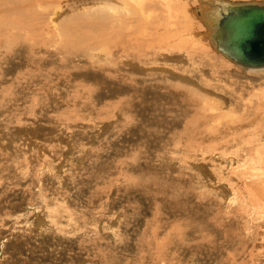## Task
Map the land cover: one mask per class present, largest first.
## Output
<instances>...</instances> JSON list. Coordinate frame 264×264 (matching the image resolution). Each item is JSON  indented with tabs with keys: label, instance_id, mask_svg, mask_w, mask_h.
Segmentation results:
<instances>
[{
	"label": "rangeland",
	"instance_id": "374dc122",
	"mask_svg": "<svg viewBox=\"0 0 264 264\" xmlns=\"http://www.w3.org/2000/svg\"><path fill=\"white\" fill-rule=\"evenodd\" d=\"M112 1L104 2L105 10L116 15L119 8L121 17L140 4ZM163 7L147 8L142 28L126 37L133 41L143 31L149 37L144 18L174 33L177 19ZM48 22L32 50L35 58L13 54L0 40V264H252L253 255V264H263L264 201L253 200L252 186L264 191L258 159L264 152V66L240 70L217 51L211 60L170 53L159 66L189 72L185 79L170 75L169 84L157 74L165 69H150L157 73L149 76L140 69L152 63L147 56L139 62L144 45L115 50L117 65L101 47L94 53L103 67H87L92 63L84 52L65 57L68 38H59ZM254 133L259 149L249 142ZM224 181L235 189L228 193Z\"/></svg>",
	"mask_w": 264,
	"mask_h": 264
},
{
	"label": "bare ground",
	"instance_id": "6f19581e",
	"mask_svg": "<svg viewBox=\"0 0 264 264\" xmlns=\"http://www.w3.org/2000/svg\"><path fill=\"white\" fill-rule=\"evenodd\" d=\"M107 1H105V0H0V40L6 41L7 44L5 45V47L7 48V50L12 51L13 54H15V55H18L20 53H28V55L34 56L35 54L33 53L32 50L36 46H38L37 45V43H38L37 42L38 41L37 37L41 33V30L40 29L43 26H45V25H48V27H49L50 24H47V22L49 20V22H51V25L55 28V31L57 32V35H58L59 38L60 37L62 38L63 35H65L68 38L67 41H69V42H68V44L66 46H64L65 47L64 50L67 51L65 57L69 53H71V54L74 53L75 55H78L81 52H84L83 55L87 56L85 58H88L90 60V62L92 63V64H86L87 67L88 66H93L94 64H96L97 67H103V66H105V61L104 62H101V61L97 60L96 59V56H98V52H95L94 53L95 48L101 47V49H102V51L104 53V54L102 53V55L105 56V58L108 57L110 59V61L112 62V64H116L117 65V64H119V60L112 59L113 58V54L116 53L115 50L121 51L120 50L121 48H123V49H127L128 48V50H130V49H132L137 44L144 45L146 47V50H145L146 53L143 56H140L139 57V60H140L139 62H141L143 59H146L147 57H151L152 58V63L150 65H148V66H146V65L141 66L142 68H140V69H142L143 71L146 70L145 72H146L147 76H149V73L150 74L151 73L152 74L157 73V71H150V69H161V68H163L166 71L159 72L157 74L158 75L160 74V76H162V74H163V77L166 79L164 81H166L168 83H169V81H171V80H169L171 78H168L170 75L171 76H179L180 79H182V78L185 79V77H183V76L184 75H188L187 73L189 72L187 69H185L184 72H181V71H179L178 67H176L175 65L173 67H171V68H168L167 66H165V68L159 66V64L157 63L158 60L159 59H167V58H169L170 53H175V54H177V56L182 57L181 56L182 54H184V53L186 54V52H188V54L186 56V57L189 56L188 59H192V57L194 55H200L201 54V55H203V57L206 56L208 59L211 60V56L214 53H216V51H217L218 53H220V54L226 56L227 58L231 59L237 65L236 67L239 68L240 70L241 69H244V68H259V67H263L264 66V64H262V65H250V64H247V63L239 60L238 58L232 56L227 51V49L224 46V42L223 41H224L225 35H224V28H223V25H222V21L225 18H230L231 17V14H232L231 11H230L231 9H235L234 14H236L237 13V9H236L237 6L239 7L241 5H264V0H262L260 2L259 1H249V0H248V2L247 1L246 2H226L225 0H160V1L158 0V3L157 4H155L153 2L152 3H148L147 2L146 4H148V5H146V4L144 5L143 4V3H145L144 1H142V5H141V0H139V1L137 0L138 2H140V4L138 3L137 5L138 6L140 5L141 7L140 6L139 7L137 6L138 9L137 8L136 9H130L129 8L131 10L130 14L129 15L126 14L127 16H123V17H121L119 15V14H122L123 15V13L118 12V11H120L119 8L117 9L118 11H117V14L116 15H115L116 11H112L111 8H108L109 10H105V7L103 6V4H104V2H107ZM132 1H135V0H132ZM90 3H93V5L91 4L93 7L88 6ZM113 4H116V6L117 5H121V7H122L123 6L122 4L125 5V4H129V3H128V1L126 3V0H113L112 1V5ZM164 4L167 6V10L166 11H167L168 18L173 19V20L177 19L175 22H178L179 28H177L174 33H172L169 30V28H167L169 26H167L163 31H160L162 28H159L158 26H156V25L153 24L154 19H152L151 21H149L148 18H144L143 20H146L147 27L150 26V28H149V37H148L147 34H146V36L148 38H145L144 36H142L143 35V32H144L143 30H142L143 31L142 32V35L139 36V37L134 38L133 41L130 38H127L126 37V35H128L126 33L129 30H130V33H131L132 31L136 30V28H137L138 25H139L140 29L142 28V24H144V22L141 21L142 24H140L141 22L139 20H141L143 18V16H145V13H150L149 11H152V13H153L157 8L159 10L164 9V7H163ZM82 5L85 6V7L82 8ZM40 6H44L45 9L44 10H41L39 8ZM95 6H100V8H95ZM116 6H112V7H116ZM147 8L149 9V11L147 10ZM159 10H157V11H159ZM163 12L164 11H162L160 13H163ZM115 16H118V17H115ZM159 16H161V15H159ZM99 18H100V20H98ZM114 18H116V20H114ZM207 21H209L210 23L209 22L207 23ZM203 22L206 24L207 27L204 26V25H202ZM81 27H84L83 29H85V28L87 29L88 28L91 33L85 34L84 33V30L81 29ZM147 27H145V28H147ZM43 28L45 29V27H43ZM143 28H144V26H143ZM173 28H174V26H173ZM95 30H97V31L94 32ZM46 31H49V30H46ZM92 32H94L93 34H97L98 33L99 35H91ZM180 34L182 35L181 39H183L184 37H187V38H189V39H187V41L189 40V42L186 43L185 41L181 40V41H183L185 43H182V42L180 43V41H179L180 40V37H178ZM44 36H45V34H44ZM192 39H194L193 42H191ZM52 42H54V39H53ZM55 42H57V41L55 40ZM203 43H205L208 48L204 47L205 45ZM41 44L44 45L45 43H41ZM63 45H65V43ZM56 46L57 45L55 44V47ZM186 49H187V51H186ZM44 50H46V49H44ZM100 53L101 52H99V54ZM218 53H216V54H218ZM148 55H151V56H148ZM70 56H72V55H70ZM35 57L36 56H34V58ZM144 57H146V58H144ZM202 60H204V59H202ZM62 61H65V60H62ZM194 62H196V61H194ZM156 64H158V65H156ZM196 64H197V62L195 63V65ZM153 65H155V66H153ZM162 65L164 66V64H162ZM74 66H76V65H74ZM69 70H72L73 71V69H69ZM180 85L183 88L185 86V85H182V84H180ZM177 88H179V87H177ZM89 90H90V88H89ZM178 90L176 92H179ZM95 91H97V90H95ZM183 91H186V90L183 89ZM125 95H126V93H125ZM120 101H123V100H120ZM170 106L172 107V105H170ZM177 107H178V109L181 110V111H179V114L186 115L187 110H186V108L182 104H177ZM177 107H174V109L177 108ZM256 113H258V114L261 113V110H257ZM261 115L264 117V113L260 114L259 116L262 117ZM176 116H177V114H176ZM246 116H248V115H246ZM246 116H245V118H246ZM174 120L176 122H179L181 119L180 118H176ZM188 121L189 120H187V122ZM253 121H254V119H253ZM184 123H186V122L184 121ZM196 123H198V122H196ZM228 123H230V122H228ZM199 125H200V123H199ZM257 125H258V123H257ZM191 126L194 127V128H197L198 127V125L196 126L194 123L191 124ZM188 127H190V126L188 125ZM245 127H247V126H245ZM183 128H184V126H183ZM189 129H191V128H189ZM195 130H197V129H195ZM190 131H192V130H190ZM190 131H187V133L190 132ZM251 131H252V129H251ZM255 131L258 132V130H255ZM179 132H180V130H179ZM249 132H250V130H249ZM187 133L185 135H187ZM182 135H183V133H182ZM193 135H194V133H193ZM260 138H261V135H259V139ZM227 139H230V138H227ZM260 140H262V139H260ZM182 142H184V141H182ZM249 142L250 143H253L255 146L258 145V149L260 148L259 147L260 146V143L257 140V133H254V134H252L250 136ZM214 144L216 145V143H214ZM231 144H232V142H231ZM190 145H192V144H190ZM176 146H178V145H176ZM186 149H187V147H186ZM263 150H264V147H263ZM219 153H220V151H219ZM214 155H215V153H214ZM241 156H243V155L241 154ZM259 156L260 157H258V159L260 160V162L261 163L264 162V152H261V155H259ZM222 157H223V155H222ZM215 158H216V156H215ZM240 166H242V165H240ZM242 167H244V166H242ZM233 168H235V167H233ZM249 168H251V167L249 166ZM247 169H248V167H247ZM245 170H246V168H245ZM248 170H250V169H248ZM200 171H201V173L204 176L207 175V172H205V170H203L202 168L200 169ZM242 171H243V169H242ZM250 171H252V170H250ZM225 172H227V171H225ZM245 175L246 174L244 173V175L242 176V178H245L244 177ZM237 176H240V175H235L234 176L235 178H233V179L235 180L237 178ZM228 177H229V175H228ZM237 180H240V179H237ZM250 180H252V179L250 178ZM260 181L262 182V180H260ZM224 183L230 189V191L228 193L231 192V189L232 190L235 189V186H231L230 181H224ZM224 183L222 185H224ZM253 186H254V183H253ZM253 186H252V190H253V194H254L253 197L255 196V198H253V200L254 201L256 200L255 202H259V203L262 202V201H264V191L262 190L263 188L260 189V190H257ZM259 186H261V185H259ZM237 187L238 188H242V185L241 186L238 185ZM246 189H244V190H246ZM249 189H250V187H249ZM250 193H252V192H250ZM232 194H233V192H232ZM217 201H219V200H217ZM233 201H235V199H233ZM263 207H261L262 210H264ZM206 215H207V213H205L203 215V217L207 218ZM39 216H40V213H39ZM221 216L223 217V215H221ZM52 218H54V217H52ZM209 220L212 221L213 218L212 219H209ZM209 220H207V221H209ZM37 221H38V219H37ZM202 221L206 225L208 224V223H206V221H205L204 218L202 219ZM231 221H232V219H231ZM213 222H216V220H214ZM234 222H235V220H234ZM220 223H221V221H220ZM224 223H225V220H224ZM212 224H214V223H212ZM234 224L232 222L231 225H234ZM201 226H202V223H201ZM229 226H230V224H229ZM207 227H208V225H207ZM207 227H206V229H207ZM203 228H205V227L203 226ZM217 229H219V227ZM227 230H228L227 233H229V229H227ZM222 231H223V229H222ZM206 232H207V230H206ZM223 232H225V231H223ZM209 233H212V231L211 232L209 231ZM227 233L225 234V236H227ZM225 236L223 237L224 239H225ZM217 237H219V236L217 235ZM212 239H213V237H212ZM204 240H206L205 243H207L208 240L207 239H204ZM220 241H221V239H220ZM225 241H226V239H225ZM243 241L244 240H242V242ZM228 242L231 243V241H229V240H228ZM217 243H218V241H217ZM223 243H225V242H223ZM207 244H205V245H207ZM214 244H215V241H214ZM230 245H232V244H230ZM226 246H228V245H226ZM241 246H243V244ZM241 246H240V249H241ZM251 246H253V245H251ZM237 249H239V248H237ZM219 250H220V248H219ZM244 250H245V248H244ZM249 255H251V254H249ZM253 256H252L253 257L252 262L253 263H256V261L254 259L255 258V255H253ZM263 257H264V255H263ZM230 261H231V259H230ZM234 261H236V260L234 259ZM249 264H251V263H249Z\"/></svg>",
	"mask_w": 264,
	"mask_h": 264
},
{
	"label": "water",
	"instance_id": "95a60500",
	"mask_svg": "<svg viewBox=\"0 0 264 264\" xmlns=\"http://www.w3.org/2000/svg\"><path fill=\"white\" fill-rule=\"evenodd\" d=\"M231 9L222 21L224 46L239 60L250 65L264 64V5H241ZM228 20V21H227Z\"/></svg>",
	"mask_w": 264,
	"mask_h": 264
}]
</instances>
